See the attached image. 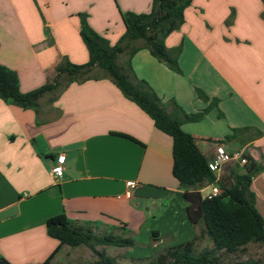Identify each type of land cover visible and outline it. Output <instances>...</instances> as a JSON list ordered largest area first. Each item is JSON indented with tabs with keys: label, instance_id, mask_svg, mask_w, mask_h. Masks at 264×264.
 Listing matches in <instances>:
<instances>
[{
	"label": "crops",
	"instance_id": "0c3cea01",
	"mask_svg": "<svg viewBox=\"0 0 264 264\" xmlns=\"http://www.w3.org/2000/svg\"><path fill=\"white\" fill-rule=\"evenodd\" d=\"M152 4L0 0V65L17 73L22 93L34 91L56 76L62 59L88 62L81 14L116 45L126 31L121 12L150 13ZM166 45L181 48L180 73L141 49L131 60L135 75L170 111L175 102L186 114H203L182 129L207 159L232 129H247L251 139L224 145L264 166V0H192ZM127 59L124 53L118 61L125 66ZM99 77L70 83L53 102L43 97L41 124L34 110L0 99V258L10 264H43L59 247L46 223L61 215L77 225L125 227L151 255L196 234L173 176L172 138L111 78ZM62 154L64 176L54 179L50 162ZM251 189L264 218V172Z\"/></svg>",
	"mask_w": 264,
	"mask_h": 264
},
{
	"label": "trees",
	"instance_id": "16d2710c",
	"mask_svg": "<svg viewBox=\"0 0 264 264\" xmlns=\"http://www.w3.org/2000/svg\"><path fill=\"white\" fill-rule=\"evenodd\" d=\"M192 0H153L150 13L138 14L121 12L126 31L116 45L97 34L88 24L87 15L81 14V38L88 50L89 60L78 65L67 58L62 59L56 67V76L42 87L29 93H22L19 77L16 72L0 65V99L11 102L23 109L36 113L37 123L41 124L40 100L53 96V102L66 87L74 82L99 79L94 72H102L121 90L124 96L137 104L147 113L161 132L173 140V176L183 191L185 213L193 227L203 225L200 235L185 243L158 249L150 257H125L127 263H119L115 257H109L104 250L98 251L95 246L114 248H134L136 238L125 227L119 228L121 234L112 231L97 233L98 228L92 224L77 225L66 215L51 218L46 223L47 233L59 241V247L43 263L51 264L64 246L78 248L87 246L97 256L90 264H219V253L237 254L245 251L251 243H264V218L256 208V197L251 186L253 179L264 172V166L250 154L243 153L246 163L238 172V165L228 176H221L219 185L223 193L208 199L201 193V188L212 184L216 176L208 168V159L200 150L196 139L182 129L185 122H198L203 114H186L175 102L169 106L156 94L151 86L139 79L132 68V57L141 49L148 50L153 57L165 63L171 70L181 72L178 58L181 48L170 50L166 45L167 37L178 30L185 22V10ZM126 53L125 66H119L117 60ZM62 76L68 78L61 83ZM206 101L208 98L200 93ZM247 129H232V135L217 144L239 140L244 142ZM251 139V137H248ZM207 238L212 248L197 251V242ZM0 264H10L0 258ZM238 264H258L256 261H245Z\"/></svg>",
	"mask_w": 264,
	"mask_h": 264
},
{
	"label": "rangeland",
	"instance_id": "374dc122",
	"mask_svg": "<svg viewBox=\"0 0 264 264\" xmlns=\"http://www.w3.org/2000/svg\"><path fill=\"white\" fill-rule=\"evenodd\" d=\"M128 57V55H126ZM119 66H123L117 60ZM102 73V72H101ZM99 72H94L92 75H99ZM62 84H65L68 80L66 76H62L60 79ZM229 151H241L246 153L239 147L230 149ZM238 167V172H242V165L239 163H233L225 168L224 175L228 176L232 169H235L236 166ZM95 228L96 226L93 225ZM196 235H200L201 230L203 229V225L199 224L196 227ZM108 231H112L115 234H121V230L112 228L111 226L102 225L97 229V233H105ZM137 245L134 248H114V247H105L101 245L95 246L96 250L102 251L104 250L109 257H115L119 263H127L125 257H134V258H144L152 256L150 254V248L147 245H143L141 242L138 241L136 238ZM213 244L207 239L202 238L197 242V251H201L205 248H212ZM219 264H238L240 262L245 261H256L258 264H264V243H251L249 244L245 251L238 252L237 254H226V253H219ZM98 258L94 251L87 247L81 246L78 248H68V252H64L61 256V260L59 264H90L96 261Z\"/></svg>",
	"mask_w": 264,
	"mask_h": 264
},
{
	"label": "built area",
	"instance_id": "2783aa9c",
	"mask_svg": "<svg viewBox=\"0 0 264 264\" xmlns=\"http://www.w3.org/2000/svg\"><path fill=\"white\" fill-rule=\"evenodd\" d=\"M65 155H59L56 159L50 162V173L54 179H62L65 172ZM233 163L244 165L246 160L243 159V152L229 151L224 144H219L215 147L210 159H208V168L211 173L216 176V180L212 184H207L201 188V193L208 199L220 196L223 193L219 180L221 172ZM130 189L136 188V183L131 181L127 183Z\"/></svg>",
	"mask_w": 264,
	"mask_h": 264
}]
</instances>
